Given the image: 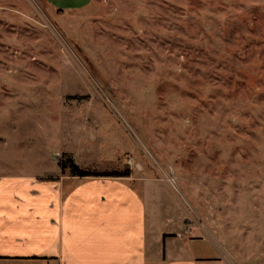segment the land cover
Segmentation results:
<instances>
[{
    "label": "rangeland",
    "instance_id": "rangeland-1",
    "mask_svg": "<svg viewBox=\"0 0 264 264\" xmlns=\"http://www.w3.org/2000/svg\"><path fill=\"white\" fill-rule=\"evenodd\" d=\"M67 159L138 179L148 264H264V0H0V172Z\"/></svg>",
    "mask_w": 264,
    "mask_h": 264
},
{
    "label": "crops",
    "instance_id": "crops-1",
    "mask_svg": "<svg viewBox=\"0 0 264 264\" xmlns=\"http://www.w3.org/2000/svg\"><path fill=\"white\" fill-rule=\"evenodd\" d=\"M53 171L0 172V264L149 263L145 203L128 185L137 178L73 177L63 175L61 167ZM183 230L175 240L192 239ZM206 260L222 264L184 255L151 264Z\"/></svg>",
    "mask_w": 264,
    "mask_h": 264
},
{
    "label": "trees",
    "instance_id": "trees-1",
    "mask_svg": "<svg viewBox=\"0 0 264 264\" xmlns=\"http://www.w3.org/2000/svg\"><path fill=\"white\" fill-rule=\"evenodd\" d=\"M60 167L62 172H65L66 170L69 172L70 176L73 177H96V178H128L130 177L129 170H123L122 172H111V173H97L94 171H83L79 167H77L72 159H67L66 161H63L60 163Z\"/></svg>",
    "mask_w": 264,
    "mask_h": 264
}]
</instances>
